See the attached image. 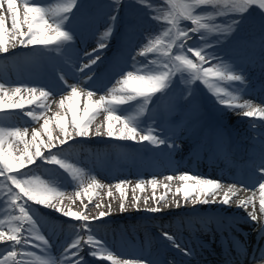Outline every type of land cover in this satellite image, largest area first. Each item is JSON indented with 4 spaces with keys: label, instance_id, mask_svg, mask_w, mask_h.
<instances>
[{
    "label": "snow or ice",
    "instance_id": "obj_1",
    "mask_svg": "<svg viewBox=\"0 0 264 264\" xmlns=\"http://www.w3.org/2000/svg\"><path fill=\"white\" fill-rule=\"evenodd\" d=\"M123 5L124 0H108L99 6L86 5L84 0H22V4L18 0H0V55L28 50L29 58L22 61L25 66L55 60L57 63L51 68L58 82L56 87L13 85L0 78V245L5 246L0 264H88L86 256L110 264H154L143 256L121 258L96 235V222L112 214L111 204L107 205L108 211H100L96 216L88 214L97 190L106 187L109 198L119 199L123 213L127 211L131 181L102 184L94 174L72 161L69 150L74 143L103 137L150 147L162 154L166 149L171 155L179 145L175 132L163 126L162 117L177 108L198 112L193 87L197 82L205 87L218 109L252 121L253 130L264 129V103L247 98L255 85L241 65L218 52L258 11L264 63V0H133V5L146 10L147 21L154 23L157 31L146 29L141 33L142 40L134 39L128 32L120 33L116 56L109 61V86L102 84L94 66L104 63L103 51L119 31ZM98 9L103 10L102 15ZM101 19L104 31L91 33L98 37L96 46L91 50L78 49L76 41H83L86 34L79 30L81 22L91 28ZM69 78L75 83H69ZM81 83L87 87H81ZM181 83L184 88H180ZM101 90L104 94L94 99ZM260 90L264 93V84ZM56 96L60 97L58 101ZM52 104H57L58 110L49 116ZM10 117L28 120L21 127L9 123ZM100 117L103 119L97 123ZM28 122L40 124L32 129L30 139ZM46 165L53 166L47 178L35 174L33 166ZM247 173L248 183L235 181L227 183L226 188L222 179L190 172L165 175L163 179L169 183H162L156 176L147 181L140 179L131 189L133 207L141 210L142 197L135 193L145 192L149 185L152 195L143 197V203L147 206L151 200L156 206L143 210L154 214L164 210L161 204L181 208V200L184 207L191 203L193 209L217 203L231 208L233 197L250 192L235 204L253 224L258 241L264 240V131L259 134L258 155L250 158ZM172 182L178 185L174 197L181 199L170 203ZM69 187L83 205L82 211L64 206L65 199L75 203L67 195ZM159 187L164 192L157 195ZM113 189L118 197H114ZM40 208L73 222L70 237L55 256L51 254L53 245L41 231L43 224L37 214ZM213 219L218 231L233 227L219 218L201 217L197 223L207 227ZM161 236L184 256L193 255L194 249L181 244L177 234L163 230ZM224 238L231 240L233 249L237 247L238 241L230 230ZM241 247L245 249L242 259L232 258L227 264H264V246L258 244L251 252L245 244Z\"/></svg>",
    "mask_w": 264,
    "mask_h": 264
},
{
    "label": "bare ground",
    "instance_id": "obj_2",
    "mask_svg": "<svg viewBox=\"0 0 264 264\" xmlns=\"http://www.w3.org/2000/svg\"><path fill=\"white\" fill-rule=\"evenodd\" d=\"M19 3H22V0H18ZM10 26V18H9ZM120 40L118 43L109 45L106 49H111L113 52L107 53L103 56L104 63L99 65L101 72L97 76L101 77L102 84H109L110 80V64L109 61L115 58L117 48L119 47ZM76 45L78 49H87L95 45L93 40H77ZM105 49V50H106ZM103 51V53L105 52ZM26 50L17 49L15 55L9 53L8 56L0 55V78H3L5 81L13 84H28L29 86L35 85H47L50 87H56L57 81L54 78V73L51 68L52 64L57 63L55 60H50L48 63H36L40 64L44 77L39 76L38 80L32 78L31 73L27 70V67L22 63L24 61V55ZM26 56V55H25ZM28 57V56H26ZM29 58V57H28ZM247 66L244 68L248 76H252L255 79L261 81L264 84V63L261 61V57L257 55H248L245 57ZM59 67L64 68L65 71L69 69L63 65L59 64ZM51 69V70H50ZM69 83H75L74 80L69 78ZM261 84V85H262ZM261 85H258V88L261 89ZM110 86V84H109ZM81 87H87V85L81 83ZM259 90L256 94H249L247 98L252 99L254 103L262 104L264 103V96L260 97ZM65 95L67 93H64ZM104 94L103 90L98 92L97 96L94 99H98L99 95ZM264 94V93H263ZM55 99L58 101L57 96ZM57 106V104H56ZM52 109L47 114L50 115L53 113ZM234 117L232 116L231 119ZM232 121L234 123H241L244 127L249 130H253L252 121L238 116ZM100 120L97 121L99 123ZM256 123H259L256 121ZM236 124V125H237ZM95 124L93 125V129ZM172 131L176 134L175 142L179 145L178 148L174 149L171 152V155L167 154V150H163V154L160 150H153L152 148L142 147L141 145L134 144L132 142L126 141H116L109 140L103 137L101 138H92L85 140L79 144L74 143L73 147L69 150L71 153L70 158L73 162L78 165H82L85 171H89L94 174L102 184L108 185L118 182L120 180H130L132 182L128 187V206L127 210H130V214L125 212L121 213L119 210L120 201L117 198H109L107 195V188L98 189V195H94L93 201L89 204L88 214L91 216H96L100 211H108L107 205L111 204L112 214L114 216L112 220L105 222L103 224L96 223L95 230L96 234H99V237L102 238L106 244L114 250L116 254H119L122 257L131 258L136 256H143L146 259H149L154 262V264H161L159 262L160 253L164 252L163 245L161 240H164L162 236L160 237L156 232L160 230L162 233L163 230L173 232L179 236L181 244L187 245L188 247L194 249V253L190 258L191 262L195 264H207L206 260H209V264H221V261L229 260V255L223 249V241L231 243L230 241L225 240L224 237L229 235V230L231 231V236L234 240L240 242H249L254 240L253 247L256 248L259 244L263 246L264 240L258 241L257 233L253 230V224L246 219V213L236 207L235 202L238 199H246L250 192H240L237 197H233V206L231 208H225L219 203L210 204L207 206H196L193 209L191 203L187 207L183 206V201L181 200L182 207L176 209L174 204L171 208L165 207L163 204L160 206L164 209L160 213H151L144 211L145 207H154L156 206L153 201H149L146 206L143 203V197L151 196L152 189L147 186V195L140 193L139 190L135 194L141 195V204L140 211H137L133 207V192L132 187L140 179L145 181L149 180L151 177L156 176L162 183H169L165 181L163 177L169 174H179L182 172H190L193 174H199L204 177H211L216 179H222L225 181V188L227 183L240 181L242 183H248V173L247 165L251 157L258 155L259 149V138H254L251 134H245L243 130L231 131L232 137L235 140L239 139L238 143L235 141V144H227L223 146L221 151H218L216 154L212 153L210 150L205 149L204 146H186L185 149H181L184 139L182 133L185 131L181 126L175 127ZM253 131H264V129H257ZM242 140V141H241ZM249 141L255 142L257 144L248 143ZM244 149V152L242 150ZM111 153L116 154L118 161L108 160L107 154ZM216 157H219L217 160ZM102 165V166H101ZM37 169V168H36ZM178 186L177 182H172L173 192L168 194V200L171 203L174 199H181L180 197H174L173 193L175 187ZM164 192L163 187L157 189V195H160ZM114 197H118L115 189H113ZM73 194V189L68 188L67 195ZM84 203L88 204L89 201L87 197H84ZM257 209H258V193L256 197ZM106 202V203H104ZM114 202V203H113ZM65 203H71L70 200L65 199ZM100 203L103 206L98 208V211L93 212L91 208L92 204ZM75 205L79 207L76 211H82L83 205L80 203L79 199H75ZM251 211V208L248 209ZM140 212L139 215H134V213ZM115 218V216H117ZM43 217L51 218L49 213H43ZM57 217V216H56ZM60 218V216H58ZM219 218L225 224H231L229 230L223 232L217 230V225L215 219L207 226L203 227L201 224L197 223L198 218ZM62 220L64 218H61ZM186 220V222H179L177 220ZM192 220V223L189 224L188 221ZM53 222L59 226L65 224V229H62L61 233L65 232V239H60V235L53 234V241L51 244L52 255H57L61 245L68 239L67 233H72V221L59 220L58 218H52ZM240 227V230L238 229ZM128 233L131 236H128ZM58 238V239H57ZM121 239L128 241L129 244L132 242H137V244L146 246L149 245V250H144L141 253L129 250L122 249L120 242ZM201 239H208L211 241L212 245L215 244L217 251H220V255L216 252H212V245L204 243ZM139 241H141L139 243ZM87 250V249H86ZM166 250V249H165ZM168 250V249H167ZM240 251V247L237 246L235 251ZM169 252V250H168ZM242 254V253H241ZM177 256V255H176ZM223 259V260H222ZM242 256L236 258L237 261L241 260ZM105 263H110L106 262ZM173 264H189L187 261L177 256ZM247 264V262H245Z\"/></svg>",
    "mask_w": 264,
    "mask_h": 264
},
{
    "label": "rangeland",
    "instance_id": "obj_3",
    "mask_svg": "<svg viewBox=\"0 0 264 264\" xmlns=\"http://www.w3.org/2000/svg\"><path fill=\"white\" fill-rule=\"evenodd\" d=\"M42 2H45V0H42ZM50 2H54V0H50ZM153 2H156V0H153ZM84 3L86 5H90V6H99V5L107 4L108 0H84ZM130 5H132V6H130ZM98 11L102 15L103 10L98 9ZM145 11L146 10L143 9L141 6L133 5V0H124L121 20H120V23L117 25L119 31L114 33V36L111 38V43L109 45L111 46L113 44L114 39L116 37H118V36L120 37L121 32H128L132 35V37L134 39H140V40H142L141 33H143L146 29L151 30L153 32H156L157 26L154 23H149L147 21L146 16L144 15ZM260 18L261 17H260L259 12L254 11L248 17L247 21L244 22L242 24V26L235 33H233L231 37H229L228 41H226L225 44L221 48L218 49L219 54L221 56L225 57L226 59L231 58L232 60H235L237 64L239 63V60L241 59L242 56H244L246 54H250L251 52H254V54L257 55L258 57H261V49H260L261 33H260V28H259ZM104 29H105V26L103 24L102 19L97 21L95 26L91 27V28H89L83 21L81 22V24L79 26V30L86 33L84 36V39L86 41L87 40L95 41V45L92 48H94L96 46V39L98 37H94L93 35H91V33L92 32L102 33L104 31ZM189 43H191V41H189ZM25 52H26L25 55L29 57L30 53L27 50ZM110 52H113V50L111 51V49H106L105 52L103 53V56L107 55V53H110ZM241 53H242V55H241ZM25 55H24V59L26 60V59H28V57H26ZM115 56H116V54H115ZM26 67H27V70L31 73V75H32L31 77L36 79V80H38L39 76H42V77L45 76L42 72V68H41L40 64H31V65H27ZM249 78H250L251 82L255 85V88L250 93L256 94V92L259 91V89H257L258 88L257 79L253 78L252 76H249ZM184 87H185V85L183 83H181L180 88H184ZM193 87L196 89L195 94H196L197 101H198V107H199L198 112H193L190 108H186V109L177 108L174 111L165 112L163 117H162V122H163L164 127L169 128L171 130H173L177 126H181L182 128H184L185 131L182 133V137H183L184 141H183L182 145L180 146L181 149L186 148L187 145L190 147H193V146L199 144L200 138L197 139V134H198L197 131L199 129H201L202 130L201 132H203L204 128L206 127V126H204V124H206V123L211 124V122H213V121H218V120H222V119L225 122H228V119H231V117L233 116L230 112L218 109L216 107V105L214 104L212 98L210 97L209 93L205 89V87L203 85H201L199 82H197V84L193 85ZM59 98L60 97L57 96V99H59ZM150 107H151V105H150ZM52 109H54L53 113L50 114L49 116H52L54 114V112L56 110H58V106H56V104H52ZM0 119H3V118L0 117ZM102 119H103V117H100L98 120L102 121ZM27 120H28L27 117H22V118L21 117H10L8 119V122L12 123V124H17V125L23 127V126H25V122ZM42 122L43 121L41 120L40 124H42ZM40 124H36V123H32V122L27 123V126L29 128V139H30V134H31L32 129L34 127H39ZM234 128L237 129V131L243 130V132H245V134H251L256 138H259L260 133L258 131L249 130L246 127H244L243 124H239L238 127H234ZM223 135H226L225 137L228 138L227 143L230 144V140H229L230 138L228 137L229 131L224 129ZM221 136L222 135L220 133L218 138L222 139ZM205 140H206V144H205L206 146L205 147L208 149L211 148L209 145V142H208V137ZM248 143L257 144L255 142H251V141H249ZM230 145H232V144H230ZM21 147H22V145H21ZM222 147L223 146H222L221 142L218 140V143L216 144V146L211 148L212 153L216 154L218 151H221ZM242 150L244 152L243 148H242ZM107 158H108V160L118 161L117 156H114L111 153L107 154ZM215 158H217V160H219V157L215 156ZM78 166L82 167V165H78ZM52 167L53 166L46 165L43 168H37L36 169L35 166H33V170H34L36 175L41 176L42 178H47V176L50 174ZM82 168L84 169V167H82ZM64 175H66V174H64ZM132 182H135V181H132ZM146 190H147V187H146ZM146 190H145V192H143V194L147 195ZM69 196H72L73 199H76L73 194H70ZM104 203H106V202H104ZM64 206L66 208L70 206L73 208V210L79 209V207L77 205H75L73 203H67L66 204L65 201H64ZM91 210L93 212H95V211L97 212L98 208L92 207ZM43 213H49L51 215V218H46V217L44 218ZM125 213L130 214V210H127ZM139 213L140 212L134 213V215H139ZM37 214L40 216L41 223L43 224L41 231L49 238L50 243L54 242L53 241V236H54L53 234L60 235L59 237L62 240L65 239V236H66L65 232L61 233L62 232L61 230L65 229V224L59 226L60 227V229H59L57 227V225L53 222L52 218L55 217L61 221L66 220V218H64V217L60 216L58 213L52 212L46 208L38 209ZM58 216H60V218ZM113 217L114 216H109L106 220L97 221V222H102V223L108 222V221L112 220ZM117 217H118V215L115 216V218H117ZM61 218H64V219L62 220ZM177 221L186 222V220H179V219ZM70 235L71 234L67 233L68 238L70 237ZM96 235L99 237V234H96ZM128 236H131V234L128 233ZM140 242L141 241H139V243ZM120 245H121L122 249H124V250L131 249L132 251H137V252L144 251V248L142 247V245L139 244V247L131 248V244H129L128 241H125L123 239H121ZM4 250H5V246L0 245V253H3ZM52 252L53 251L51 250V254H52ZM86 253H87V250L85 249V256H86ZM38 254H40V253L38 252ZM86 258L88 260V264H110V263H105V261L94 260V259L87 257V256H86ZM121 258H126V257L121 256ZM170 261L174 262L173 260H170ZM159 262L161 264H169L168 260H165V261L159 260ZM221 263H223V262H221ZM189 264H192V262H189ZM201 264H204V263H201Z\"/></svg>",
    "mask_w": 264,
    "mask_h": 264
}]
</instances>
